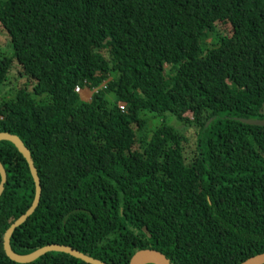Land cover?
<instances>
[{
  "label": "trees",
  "instance_id": "16d2710c",
  "mask_svg": "<svg viewBox=\"0 0 264 264\" xmlns=\"http://www.w3.org/2000/svg\"><path fill=\"white\" fill-rule=\"evenodd\" d=\"M0 26L14 49L0 53V92L15 61L33 85L0 103V134L23 141L42 186L15 254L62 245L107 264L148 249L169 264L264 254V127L241 122L264 120V0H0ZM209 34L217 45L204 49ZM148 115L162 124L150 131ZM169 116L195 129L189 156ZM0 161V264H18L3 238L36 185L12 142L0 141ZM30 264L86 263L54 252Z\"/></svg>",
  "mask_w": 264,
  "mask_h": 264
},
{
  "label": "water",
  "instance_id": "95a60500",
  "mask_svg": "<svg viewBox=\"0 0 264 264\" xmlns=\"http://www.w3.org/2000/svg\"><path fill=\"white\" fill-rule=\"evenodd\" d=\"M94 92H92L93 96ZM84 102H90L85 101ZM242 123L250 125V126H260L264 127V120H241ZM10 141L13 144L16 145L20 153L25 157L27 160L31 174L33 176V179L35 181L36 185V195L34 202L31 206V208L27 211L25 215H23L19 220H17L5 233L3 238V247L6 255L8 258L18 264H30L35 262L36 260L50 254V253H64L68 254L71 257L82 261L86 264H107L105 262H102L100 260L94 259L92 257H89L71 247L68 246H62V245H50L46 246L42 249H39L38 251L27 255V256H20L15 254V252L12 250L11 247V239L15 233V231L20 228L22 225H24L27 220L35 213L37 208L40 205L41 197H42V186H41V180L39 178V174L37 171V168L35 167L34 160L32 158L31 152L28 150V148L25 146L23 141L18 138L17 136L11 135L9 133H1L0 134V141ZM0 174H1V183H0V197L2 196L5 185L8 181L7 172L5 170V167L0 161ZM130 264H169L167 258L160 252L156 250H142L138 251L133 258L131 259ZM242 264H264V254L254 256L247 261L243 262Z\"/></svg>",
  "mask_w": 264,
  "mask_h": 264
},
{
  "label": "rangeland",
  "instance_id": "374dc122",
  "mask_svg": "<svg viewBox=\"0 0 264 264\" xmlns=\"http://www.w3.org/2000/svg\"><path fill=\"white\" fill-rule=\"evenodd\" d=\"M223 28L229 30V26H224ZM218 31L220 30V25L217 27ZM202 45L204 49H210L214 48L217 45V41L212 37L208 36V38L204 39L202 41ZM0 53L4 54L6 57H12L14 55V49L11 43V40L4 31V29L0 26ZM21 69L18 65V63L15 61L13 69L11 70L9 74V81L6 83V85L2 88L0 92V103L9 101L10 99L14 98L16 96V93L18 90L23 88H28L30 91H32V83L30 79L20 74ZM109 100L114 101L113 95L108 96ZM150 118V131L153 129L158 128L162 121L160 119H153L150 115H148ZM167 121L170 125H172L174 128L179 130L180 132L184 133L186 137L188 138V144L186 145L187 151L186 156H189V154L193 153L195 149V141H196V135H195V129L193 127H186L185 125L178 122L174 117L169 116L167 118Z\"/></svg>",
  "mask_w": 264,
  "mask_h": 264
},
{
  "label": "crops",
  "instance_id": "0c3cea01",
  "mask_svg": "<svg viewBox=\"0 0 264 264\" xmlns=\"http://www.w3.org/2000/svg\"><path fill=\"white\" fill-rule=\"evenodd\" d=\"M80 96L82 100L90 101L92 98V92L89 89H85L84 93Z\"/></svg>",
  "mask_w": 264,
  "mask_h": 264
},
{
  "label": "built area",
  "instance_id": "2783aa9c",
  "mask_svg": "<svg viewBox=\"0 0 264 264\" xmlns=\"http://www.w3.org/2000/svg\"><path fill=\"white\" fill-rule=\"evenodd\" d=\"M75 91H76L77 94L81 95V94H83L84 89L81 88V87L79 86V87L76 88ZM121 109H122L123 111H125V105H121Z\"/></svg>",
  "mask_w": 264,
  "mask_h": 264
},
{
  "label": "clouds",
  "instance_id": "9594fccd",
  "mask_svg": "<svg viewBox=\"0 0 264 264\" xmlns=\"http://www.w3.org/2000/svg\"><path fill=\"white\" fill-rule=\"evenodd\" d=\"M85 90V89H84ZM91 91V90H90ZM91 92H93V91H91ZM84 93V92H83ZM82 95V94H81ZM93 97V96H92ZM92 99V98H91Z\"/></svg>",
  "mask_w": 264,
  "mask_h": 264
}]
</instances>
